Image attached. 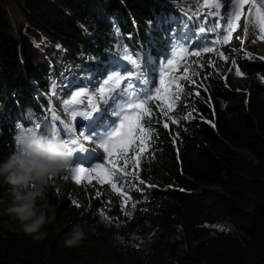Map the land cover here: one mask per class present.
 <instances>
[{
	"label": "trees",
	"instance_id": "1",
	"mask_svg": "<svg viewBox=\"0 0 264 264\" xmlns=\"http://www.w3.org/2000/svg\"><path fill=\"white\" fill-rule=\"evenodd\" d=\"M194 4L0 0V160L15 150L13 137L21 129L34 123L45 133L62 129L47 97L58 95L67 69L82 68L88 56L96 60L92 72L111 56L122 59L124 48L149 56L145 72L154 93L174 45L187 41L189 50L201 52L180 62L187 77L176 80L182 94L167 115L154 108L150 147L138 166L133 160L126 167L127 176L118 174L117 191L96 179L77 183L69 171L52 181L47 199L55 219L42 229L45 239L20 231L6 211L11 189L0 180V264H264V61L228 51L238 46L236 33L221 42L217 17L189 20L185 12ZM217 21L221 28L213 31ZM236 79L247 84L236 87ZM87 84L96 86L93 79ZM179 100L190 118L175 115ZM107 116L117 120L110 110ZM85 143L99 148L92 139ZM75 188L82 206L72 198ZM76 224L87 238L67 247ZM218 224L234 233L211 228Z\"/></svg>",
	"mask_w": 264,
	"mask_h": 264
},
{
	"label": "snow or ice",
	"instance_id": "2",
	"mask_svg": "<svg viewBox=\"0 0 264 264\" xmlns=\"http://www.w3.org/2000/svg\"><path fill=\"white\" fill-rule=\"evenodd\" d=\"M246 6L247 12H245ZM222 7L220 0H195L194 6L189 8L185 15L189 20H194L201 14L205 17H221ZM224 15L227 16V20L224 21L222 27L221 42L230 40L232 34L240 28L242 17H244L245 36L249 34L251 27L253 32L258 29L259 38L264 40V0H231V6L225 10ZM197 23L199 24L200 21ZM220 28L219 21L215 22L213 31ZM199 30L205 32L206 27H201ZM177 38L173 37V39ZM213 50L212 47L203 49L204 52ZM200 55L199 50H189L187 41L184 44L174 45L171 53L172 58L167 59L166 64L162 65L159 87H156L153 93V85L145 72L150 57L145 56L142 60L138 51L124 48L123 60L127 63H121L117 57H113L103 70L97 72L99 79H97L96 86L87 91H75L71 99L64 104V109L70 115L71 121H76L79 117L88 122L82 125L80 136L84 140L92 139L98 142L107 155L105 162L97 163L94 168L71 167L68 171L73 174L72 179L77 183L82 180L91 183L92 179H96L100 184H110L112 190L117 191V185L122 183L118 174L127 176L128 161L134 160V164L138 166L141 154L150 147L153 138L151 117L154 108H158L160 113L167 115V112L174 107L182 94L180 84L176 83L177 77L172 73L179 70L180 62L189 56L199 57ZM184 70H187L186 67ZM236 74L241 75L238 69ZM93 78L96 79L95 76ZM183 79H187V77L185 76ZM142 85L146 86L143 91L141 90ZM153 101L156 102L154 106ZM109 110L119 118L118 127H114L115 120L108 119L107 112ZM52 119L60 121L58 115L53 116ZM60 123L63 124V129L53 126V131L65 145L66 150L73 154L77 149L69 145L79 144L80 137L76 135L77 129L74 124L63 121ZM168 126L167 123L163 125L164 128H168ZM99 128L104 129V135L97 132ZM26 131L38 135L45 134L40 123H34L33 127ZM62 131L68 135V139L62 138ZM79 150L83 151V148L81 147ZM130 151L131 156L129 155ZM121 160L124 161L125 167H117L118 161ZM67 178V176L64 177V179ZM140 183L143 184L144 181L140 180ZM120 194L124 195L125 201L129 199L123 192Z\"/></svg>",
	"mask_w": 264,
	"mask_h": 264
},
{
	"label": "clouds",
	"instance_id": "3",
	"mask_svg": "<svg viewBox=\"0 0 264 264\" xmlns=\"http://www.w3.org/2000/svg\"><path fill=\"white\" fill-rule=\"evenodd\" d=\"M13 139L15 150L0 160V180L11 189L6 211L23 234L41 241L47 236L42 229L55 219V208L48 202L47 193L52 181L72 167V154L53 130L38 135L21 129ZM86 238L83 226L76 224L64 244L78 246Z\"/></svg>",
	"mask_w": 264,
	"mask_h": 264
},
{
	"label": "rangeland",
	"instance_id": "4",
	"mask_svg": "<svg viewBox=\"0 0 264 264\" xmlns=\"http://www.w3.org/2000/svg\"><path fill=\"white\" fill-rule=\"evenodd\" d=\"M220 2L222 3V5L224 4V6H226L227 4L229 6H231V0H220ZM220 12H221V17H217V18L222 22V24H224V21L227 20V16L224 15V12L222 9L220 10ZM245 12H247V6L245 7ZM16 23H17L18 27H21L19 18L16 19ZM240 25H241L240 28L237 29L236 32H234V33H236V39H237L236 41L238 42V46H235V47L230 46V47H228V51H230V52L232 51V53H234V54H238L241 52L242 54H244V56H246L248 58L254 57L256 59L264 61V58H263L264 57V40L259 38L260 34H259L258 29L255 30V32H253V30L250 27L249 28V34L247 36H245V34H244V17L241 18ZM250 45H255L256 49H251ZM120 56L122 57V59H119L120 62L121 63H127V61L123 60V53L121 51H120ZM140 56H141V59L143 60L144 56L141 53H140ZM112 58H113L112 56L108 58L107 64L110 63ZM87 59H88L87 64L82 66V68L77 69V68L73 67L72 69H67L66 74L62 78V80L70 78L76 82L77 81L80 82L79 85L81 86V88H85L86 90L83 89V90H79V91H87V90L91 89V87L87 84V82L92 80V79H93V83L97 84V79H99V77L97 76V72L104 68V67L100 66L99 68H97L96 72H92L93 66H96V64H95L96 60L90 56H88ZM97 66H99V64ZM79 70H83V72H84L81 77L78 75ZM181 71H182V69L180 66V69L173 72L172 75H174L178 78L185 76L186 73H181ZM229 71H230V67H227L224 69V72H229ZM94 76L96 77V79L93 78ZM101 83H102V81H101ZM234 83H235L236 87L247 84L246 81H240L238 79H236L234 81ZM155 87H159V83H157L155 85ZM77 89L78 88L73 86L70 89L66 88L63 92L61 91L56 96L47 97L48 104L50 105L51 110H52V117L55 115H58L60 117V121H63L65 123H67L68 121H69V123L73 122V121H71L70 115L64 109V104L67 102V100H69V99L66 100V98L64 99V97H65L64 92L65 91L70 92L71 93L70 98H71V96L74 95L75 91H78ZM174 112H175V115H178L181 118H184V119L190 118V113H189L190 110H189L188 106L181 100H179V104H178L177 108L174 110ZM115 118L117 120H116V124L114 125V127H118L119 126V118L117 116ZM78 120L79 119L77 118V120L75 122L78 123ZM54 121L60 123V121H57V120H54ZM83 122H85V121H83ZM60 127L63 129L62 123H60ZM98 131H100L102 134H105L104 131H102V130H98ZM109 131H111V129H109ZM77 133H78L77 136L80 137V141H79L78 145H81L83 147V151H82V153H80L82 156L78 155L79 157H77V158L74 157V154H75V151H74V153L72 154V160H73L72 166L73 167L91 168L90 166H86L87 163H89L91 161H94L92 163L94 165V167L97 163H104L106 160L107 154L104 153L103 148L100 147V144L97 142L99 144L98 149H95V148L88 149L86 147L87 145L85 143V140L83 139L82 136H80V130H77ZM130 154H131V151H130L129 155ZM132 165H133V160H129L128 164H127V169L130 170ZM123 166H125L124 161L123 160L118 161L117 167H123ZM71 195H72L73 200L78 205L82 206L85 203V199L83 198V196L81 194L80 188H75L74 190H72ZM9 227H10V229H14V225H12V224H10ZM217 227H219L216 229L218 232L222 231L225 233H227V232L228 233H234L229 225L224 224V225L217 226Z\"/></svg>",
	"mask_w": 264,
	"mask_h": 264
},
{
	"label": "bare ground",
	"instance_id": "5",
	"mask_svg": "<svg viewBox=\"0 0 264 264\" xmlns=\"http://www.w3.org/2000/svg\"><path fill=\"white\" fill-rule=\"evenodd\" d=\"M230 8V6L227 4L226 6H224V7H222V10H223V12H225V10H227V9H229ZM264 58V57H263ZM101 70H103V69H101ZM100 71V70H99ZM62 82L64 83V84H67V85H65V88H63L61 91L63 92L66 88H68V89H70V88H72L73 86H77V85H79V83L80 82H76V81H74V80H72V79H70V78H67V79H64V80H62ZM63 84V85H64ZM86 90L85 88H81V87H79L77 90ZM70 92H68V91H65L64 92V99L66 98V100L67 99H71L70 98ZM95 115V114H94ZM78 123L76 122V124L77 125H75V127H76V129L77 130H81V127H82V125L83 124H87V121H85V122H83V120H82V118H79L78 117ZM67 123H69V121L67 122ZM97 130H103L104 131V129L103 128H99V129H97ZM98 133L100 134V135H104V134H102L100 131H98ZM65 135H66V139H68V135L65 133ZM76 135H78V133H77V131H76ZM70 147H74L75 149H77L76 151H75V154H74V157H79L78 155H80V156H82L80 153H82V151H80L79 150V148H81L82 146L81 145H69ZM83 148V147H82ZM74 153V152H73ZM206 226V225H205ZM208 226V227H207ZM206 227L207 228H209V225H207ZM217 226H221L220 224H218V225H213L211 228L212 229H217V228H219V227H217Z\"/></svg>",
	"mask_w": 264,
	"mask_h": 264
}]
</instances>
